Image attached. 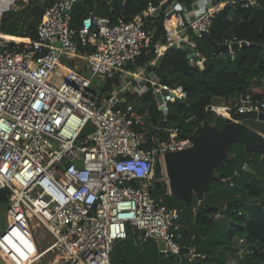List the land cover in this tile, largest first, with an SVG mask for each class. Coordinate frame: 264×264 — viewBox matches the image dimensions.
Returning <instances> with one entry per match:
<instances>
[{
    "label": "built area",
    "instance_id": "2783aa9c",
    "mask_svg": "<svg viewBox=\"0 0 264 264\" xmlns=\"http://www.w3.org/2000/svg\"><path fill=\"white\" fill-rule=\"evenodd\" d=\"M35 1L44 6L35 37L20 42L0 38V191L8 196L0 256L5 251L31 264L53 252L61 261L54 264H113V245L128 236V223L143 230L135 236L139 244L162 240L164 256H180L171 231L177 211L160 205L149 187L158 164L160 179L167 182L164 154L191 146L192 137L179 136V127H156L147 139L140 131L143 117L119 94L130 87L141 94L151 87L153 95L160 94L157 107L166 116L186 92L181 85L159 82L143 67L127 65L150 44L153 30L145 23L163 12L165 44L152 48L154 60L172 44L187 45L194 49L189 63L203 68L204 57L190 33H207L214 14L227 4L239 1L249 7L257 0L163 1L164 8L149 5L132 21L113 24L90 11L78 27L71 15L77 0ZM13 3L0 0V13ZM235 42L247 44L226 38V54L234 53ZM81 46L92 50L82 53ZM77 60L82 68L71 63ZM116 75L121 85L110 95L90 88L94 79L103 83ZM52 76L59 84L49 81ZM204 110L232 119L233 113L264 111V100L247 93L233 112L224 103L207 104ZM14 223L27 227L30 254L12 240H1ZM34 227L51 235L44 248L38 246Z\"/></svg>",
    "mask_w": 264,
    "mask_h": 264
},
{
    "label": "trees",
    "instance_id": "16d2710c",
    "mask_svg": "<svg viewBox=\"0 0 264 264\" xmlns=\"http://www.w3.org/2000/svg\"><path fill=\"white\" fill-rule=\"evenodd\" d=\"M111 1L77 0L71 12L72 23L78 27L90 11L108 17ZM163 1L170 0H117L111 23L132 21L149 5L161 4L164 8ZM177 1L189 4L192 0ZM43 12L44 6L35 0L26 13L10 10L0 21V32L18 39L34 38ZM163 23V12L148 19L145 28L153 30L150 44L127 67H143L146 74L153 73L161 83L181 85L186 98L171 104L165 116L157 107L151 87L141 94L131 87L119 94L121 102L133 103L135 112L143 117L145 125L139 129L147 139L155 134L156 127H179V136L192 138L204 120L221 128L225 118L205 111L207 104L223 100L233 112L247 93L264 100V0L249 7H242L239 1L227 4L214 14L207 33L201 36L190 33L197 52L204 57L203 68L189 63L187 45L169 46L154 60L152 48L165 44ZM226 38L241 39L247 44L233 54H216L211 42L222 44ZM90 50V46L80 47L82 53ZM120 85L116 75L98 83L96 91L108 96ZM258 87L263 89H254ZM154 175L159 181L149 187V192L160 205L177 211L171 231L180 247L189 251L160 258L155 240L139 244L134 235H128L114 243L110 254L113 264H226L233 257H241L240 264H264V151L246 156L243 144L233 143L224 157V165L215 170L217 178L207 184L202 200L194 197L188 202L170 194L167 183L160 179L159 164ZM7 202V191H0V206L6 209Z\"/></svg>",
    "mask_w": 264,
    "mask_h": 264
},
{
    "label": "water",
    "instance_id": "95a60500",
    "mask_svg": "<svg viewBox=\"0 0 264 264\" xmlns=\"http://www.w3.org/2000/svg\"><path fill=\"white\" fill-rule=\"evenodd\" d=\"M117 0L111 1V14ZM32 0H28L30 5ZM214 52H226V44L211 42ZM235 42L231 45L233 52L244 46ZM172 44L170 47H174ZM194 56V49H189L188 57ZM154 98L161 101L160 94ZM242 143L246 156L264 151V111H247L233 113L232 119L225 118L221 128L204 120L197 134L192 138L191 146L169 151L164 154V166L167 176L168 192L184 201L191 202L193 198L202 200L207 184L215 180V170L224 165V157L233 143ZM159 179L154 177L150 183L153 186ZM127 234L142 236L143 230L128 223ZM157 251L160 258L164 257L165 247L162 240H157ZM182 252H188V248H181Z\"/></svg>",
    "mask_w": 264,
    "mask_h": 264
},
{
    "label": "crops",
    "instance_id": "0c3cea01",
    "mask_svg": "<svg viewBox=\"0 0 264 264\" xmlns=\"http://www.w3.org/2000/svg\"><path fill=\"white\" fill-rule=\"evenodd\" d=\"M10 1H12L14 3L8 9L3 10L4 12L0 13V21H1L2 17L6 16L8 14L7 12L10 10H21V11H24L25 13L27 12L28 0L27 1H25V0H10ZM0 35H1V37H7V34L1 33V32H0ZM21 38L25 39L26 37H21ZM218 103L219 104L224 103V101L220 100ZM22 226L23 225L20 223H18V224L14 223V224L9 225V227L7 228V230L4 234V236L1 238V240L5 243H7L9 240H12V241H14V244H13L14 246H16V247L21 246V248L23 250H25V252H27V254H30L31 253V251H30L31 246H30L29 236L27 235V232H26L27 227L23 228L24 226L23 227ZM37 243H38V246L40 248H42L39 244L38 238H37ZM19 250H21V249L19 248ZM1 255H2V257H0V264H25L23 257H21L22 259H20L19 257L12 258L10 253H7L5 251L1 252ZM19 255L23 256V251H20ZM28 257H31V255L26 256V260ZM56 258H57V255L55 253L47 252L41 258V260H36V261L32 262L31 264H54L53 261ZM59 258L56 260H58V262H61ZM231 259L232 258H230L226 264H229Z\"/></svg>",
    "mask_w": 264,
    "mask_h": 264
},
{
    "label": "rangeland",
    "instance_id": "374dc122",
    "mask_svg": "<svg viewBox=\"0 0 264 264\" xmlns=\"http://www.w3.org/2000/svg\"><path fill=\"white\" fill-rule=\"evenodd\" d=\"M27 7H28V4H27ZM0 38H2V37H0ZM73 63H77L79 68H82V66H83L82 65L83 62L81 60L73 61L72 64ZM58 80H59L58 77H53L52 76V77L49 78V81L51 83H53V84H56V85L59 84ZM98 83H99L98 79L97 78L94 79V81L92 82L90 88L96 90V88L98 86ZM254 89L255 90H262L263 88L262 87H258V88H254ZM5 214H6V212H5L4 207L0 206V229H3V227L5 226V219H6ZM33 230H34V235L39 239V244H40V246L42 248L45 247L49 241L52 240L51 235H49V233H46L45 230H43L41 227H34ZM0 257H2V256H0ZM58 258H59V256L57 255L56 259H58ZM240 260H241V257L232 258L230 260L229 264H240L239 263Z\"/></svg>",
    "mask_w": 264,
    "mask_h": 264
},
{
    "label": "bare ground",
    "instance_id": "6f19581e",
    "mask_svg": "<svg viewBox=\"0 0 264 264\" xmlns=\"http://www.w3.org/2000/svg\"><path fill=\"white\" fill-rule=\"evenodd\" d=\"M0 37H1V35H0ZM2 38L6 39V40H9V41H19V42L24 40V38H19L18 39L17 36L8 35V34H7V37H2ZM217 111L219 113L223 114V115L226 113V111H224L222 106H217ZM227 116H228V114H227Z\"/></svg>",
    "mask_w": 264,
    "mask_h": 264
},
{
    "label": "flooded vegetation",
    "instance_id": "af4514ba",
    "mask_svg": "<svg viewBox=\"0 0 264 264\" xmlns=\"http://www.w3.org/2000/svg\"><path fill=\"white\" fill-rule=\"evenodd\" d=\"M154 177H155V175H154ZM154 177H153V178H154ZM152 180H153V179H152Z\"/></svg>",
    "mask_w": 264,
    "mask_h": 264
}]
</instances>
